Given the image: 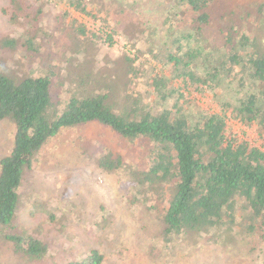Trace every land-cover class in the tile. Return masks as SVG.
<instances>
[{"label": "rangeland", "instance_id": "obj_1", "mask_svg": "<svg viewBox=\"0 0 264 264\" xmlns=\"http://www.w3.org/2000/svg\"><path fill=\"white\" fill-rule=\"evenodd\" d=\"M21 1L25 10L16 12L9 0H0V38L19 42L14 49L0 48V72L18 78L49 76L57 104L53 113L63 110L71 96L100 92L109 93L119 107L130 96L152 104L147 79L151 74L168 78L170 71L155 65L146 52L152 46L144 47L143 41L137 44L142 54L135 57L137 48L131 47L128 31L132 41L137 33L124 26L127 19L138 20L133 12L123 13L110 2L102 8L86 0L91 15H85L56 0ZM153 1L151 18L161 26L165 3ZM222 1L225 9L218 8L205 29L210 44L221 45L226 27L240 26L241 33L254 35L264 47V0ZM259 5V13L246 16ZM6 10L7 15L2 12ZM12 14L15 19H10ZM125 57L136 58L126 78ZM170 86L174 97L168 106L180 93V104L191 114L218 111L209 92L199 93L180 80ZM14 130L11 122H0V158L9 153ZM225 135L264 152V132L255 125L247 127L229 117ZM101 149L120 154L124 165L146 157L140 142H127L97 124L60 131L24 174L13 232L43 238L58 264L77 258L78 252L85 257L91 249L101 252L103 264H264L263 218L242 206L234 222L199 236L176 235L166 243L162 213L169 193L162 194L158 186L130 188L126 172L99 169L95 156ZM50 261L42 264H55ZM0 264L31 263L0 240Z\"/></svg>", "mask_w": 264, "mask_h": 264}, {"label": "trees", "instance_id": "obj_2", "mask_svg": "<svg viewBox=\"0 0 264 264\" xmlns=\"http://www.w3.org/2000/svg\"><path fill=\"white\" fill-rule=\"evenodd\" d=\"M56 1L65 2L75 12L91 15L86 0ZM88 2L102 8L110 2L123 13L133 12L138 20L127 19L124 26L128 24L137 33L132 41L128 31L131 47L138 49L135 57L142 54L139 41L144 47L152 46L146 52L155 65L169 69V77L149 76L147 84L153 95L149 105L130 96L119 107L116 99L110 101L109 93L100 92L71 96L65 100L63 110L53 113L57 104L49 76L18 78L0 72V122L7 120L15 129L9 153L0 158V240L11 243L13 252L28 263L51 260L58 264L43 238L13 232L19 189L25 172L52 138L62 130L88 124L104 127L127 142L141 143L146 157L138 163L124 165L120 154L105 149L95 159L103 171L126 172L130 188L158 186L162 194L169 193L162 213L166 243L176 235L199 236L234 222L239 206L251 209L264 221V152L225 135L229 117L264 132L261 41L252 34L241 33L240 26H229L221 45L210 44L205 29L216 10L225 9L222 0H164L165 20L161 26L151 18L153 0ZM9 8L16 12L25 10L21 0H9ZM256 8V12L246 16L256 15L263 5ZM2 12L8 14L7 10ZM15 17L12 14L10 19ZM17 43L11 38H0L1 49H14ZM135 59L125 57V78L134 71ZM177 80L199 93L209 92L218 111L191 114L180 104V93L168 106L174 97L171 82ZM83 254L78 252L77 258L63 264H103L99 250L91 249L85 257Z\"/></svg>", "mask_w": 264, "mask_h": 264}]
</instances>
